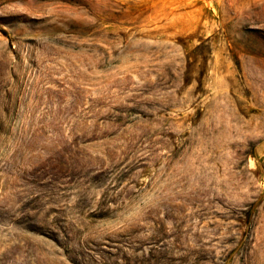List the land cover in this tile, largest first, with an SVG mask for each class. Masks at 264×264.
Returning <instances> with one entry per match:
<instances>
[{"label": "rangeland", "instance_id": "rangeland-1", "mask_svg": "<svg viewBox=\"0 0 264 264\" xmlns=\"http://www.w3.org/2000/svg\"><path fill=\"white\" fill-rule=\"evenodd\" d=\"M0 264H264V0H0Z\"/></svg>", "mask_w": 264, "mask_h": 264}]
</instances>
